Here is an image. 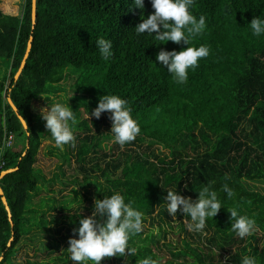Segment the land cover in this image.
<instances>
[{
  "label": "trees",
  "instance_id": "1",
  "mask_svg": "<svg viewBox=\"0 0 264 264\" xmlns=\"http://www.w3.org/2000/svg\"><path fill=\"white\" fill-rule=\"evenodd\" d=\"M143 3L141 10L133 0H36L35 25L32 0H23L18 16L0 10V61L8 70L0 80V264H18L27 243L43 259L25 264H74L68 239L78 238L74 229L82 217L69 215V204L54 195L33 203L40 191L39 148L52 139L33 105L68 91L76 147L68 145L62 160H74L83 178L63 185L74 195L77 186L93 187L101 200L120 192L143 213L142 232L129 240L138 250L129 264L149 256L156 264H241L245 256L264 264V35H253L249 25L264 17V0H195L190 10L197 19L206 17V28L189 46L205 45L210 54L189 69L184 84L156 55L188 45L136 34L141 16L154 12L151 0ZM100 37L113 45L107 60L96 48ZM105 94L127 100L141 129L124 146L111 142L108 112L87 118ZM9 134L10 149L4 146ZM58 178L53 175L51 183ZM206 185L224 206L201 232L190 231V217L167 213V189L195 200ZM227 209L255 221L251 235L240 238L232 231ZM37 232L42 238L35 244ZM46 235L51 242L43 241ZM101 264L125 260L105 257Z\"/></svg>",
  "mask_w": 264,
  "mask_h": 264
},
{
  "label": "clouds",
  "instance_id": "2",
  "mask_svg": "<svg viewBox=\"0 0 264 264\" xmlns=\"http://www.w3.org/2000/svg\"><path fill=\"white\" fill-rule=\"evenodd\" d=\"M135 7L143 10V0H133ZM195 0H151L154 12L147 17L141 16L142 22L135 26V33L155 36L160 41H172L188 45L181 51L160 50L156 55V61L167 68V72L178 84H184L188 80L189 69L199 66V60L210 54L209 47L200 45L189 46L190 38L202 33L206 28V17L199 18L190 10ZM250 27L255 36L264 35V17L255 16ZM101 57L105 60L113 55L111 40L100 37L95 41ZM48 106L41 108L40 116L45 121V127L57 147L64 149L65 145L76 147L74 128L77 118L72 107L60 102H50ZM108 112L112 121V143L124 146L134 141L141 129L133 118L132 109L127 100L116 94H105L99 98L98 106L89 113L91 117L99 119L101 114ZM223 191L232 196V190L227 184L223 185ZM166 211L175 218L178 211L185 217H190L187 227L190 231L201 232L208 218L215 217L224 206L218 199L217 193L209 186L203 187L198 192V198L192 199L177 193L176 188L167 189ZM228 210V209H227ZM231 229L240 238L252 234L255 221L247 216L240 215L237 210L231 209ZM79 228L74 229L78 238H70L67 248L69 259L74 264H101L103 258L123 257L125 264H129L130 257H137V248L130 247L129 240L134 234L143 230V213L133 207L132 201L126 202V197L120 192L111 196L96 199L94 211L91 216L82 217L79 220ZM139 264H156L152 257H145ZM241 264H256L254 257H243Z\"/></svg>",
  "mask_w": 264,
  "mask_h": 264
},
{
  "label": "rangeland",
  "instance_id": "3",
  "mask_svg": "<svg viewBox=\"0 0 264 264\" xmlns=\"http://www.w3.org/2000/svg\"><path fill=\"white\" fill-rule=\"evenodd\" d=\"M23 4V0H0V10L8 15L12 16H18L21 6ZM8 72L6 69L4 63L0 61V80L2 77ZM72 98V94L68 91L65 94L57 95L56 97H50L49 99H46L45 97H42L34 102L33 109L37 112V115L39 118L40 116V109L43 107L48 106V101L50 102H60L67 105L70 103V100ZM68 148V145L64 146V149L61 150V148L57 147L53 139L46 138L41 143V146L39 148L38 152V161L35 165V168L39 172V187L40 191L35 195L33 198L34 205H39L41 200L46 199L49 196H56L59 200L62 199L66 201L69 204V215L71 216H78V217H88L91 216L93 211L90 210L92 206H94L96 195H95V189L93 187H89L87 190L82 189V187L77 186L76 191L77 194L74 195L72 193L71 187H65L63 185L64 181H70L73 178L77 177L79 180L83 178L82 174L77 169L76 164L74 163V160H71L70 164H66L62 160V156L66 153ZM64 173V174H63ZM58 174V180L56 183H51V180L53 178V175ZM43 180V182H42ZM49 182V183H48ZM42 183H45V185H42ZM255 186L258 189L263 188V185L255 184ZM88 191V196L91 198V200H88L85 197V192ZM178 230H174V232H177ZM37 232L36 237H34V243L36 244L37 241H39L42 237L41 233ZM170 237V236H168ZM26 240V239H24ZM69 240V239H68ZM47 243L50 241V236L46 235L45 239L43 240ZM26 244V243H25ZM30 243H27V245H24L21 249L22 251L18 254L17 257V263L18 264H25V262H35L36 260H41V258L38 253L33 252L30 249ZM60 252H54V255H59ZM164 255H167L165 252H163Z\"/></svg>",
  "mask_w": 264,
  "mask_h": 264
},
{
  "label": "water",
  "instance_id": "4",
  "mask_svg": "<svg viewBox=\"0 0 264 264\" xmlns=\"http://www.w3.org/2000/svg\"><path fill=\"white\" fill-rule=\"evenodd\" d=\"M35 20H36V0H32V22H33V25H35ZM31 41H32V39H30V41H29V43H28V45H27V49H26V54H25L24 60H23V62H22L21 68H20V70L18 71V73H17L15 79H17V78L19 77V75H20L21 72H22V69H23L24 66H25L26 60H27L28 55H29V52H30V50H31ZM8 103H9V105L11 106L12 110H13L15 113H17V109H16V107L13 105V103H12V101H11L10 99L8 100ZM19 120H20L22 126H23L24 128H26V123H25V121H24L21 117H19ZM12 172H13L12 170H11V171H7V172H4V173H2V177L5 176V175H7V174H9V173H12ZM0 195H2L1 188H0ZM2 201H3L4 205L6 206V210L9 212V208L7 207V203H6L5 198L2 199ZM9 245H10V244H9ZM0 261H1V258H0Z\"/></svg>",
  "mask_w": 264,
  "mask_h": 264
},
{
  "label": "built area",
  "instance_id": "5",
  "mask_svg": "<svg viewBox=\"0 0 264 264\" xmlns=\"http://www.w3.org/2000/svg\"><path fill=\"white\" fill-rule=\"evenodd\" d=\"M14 136H13V134H9L5 139V142H4V146H5V148H12L13 147V145H14ZM3 167H4V163H0V170H2L3 169Z\"/></svg>",
  "mask_w": 264,
  "mask_h": 264
}]
</instances>
